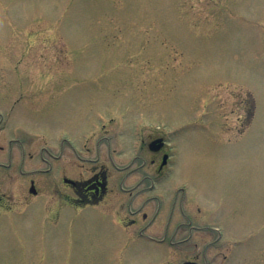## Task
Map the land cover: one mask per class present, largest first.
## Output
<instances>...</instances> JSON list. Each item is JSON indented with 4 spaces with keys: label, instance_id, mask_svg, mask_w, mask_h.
Wrapping results in <instances>:
<instances>
[{
    "label": "rangeland",
    "instance_id": "1",
    "mask_svg": "<svg viewBox=\"0 0 264 264\" xmlns=\"http://www.w3.org/2000/svg\"><path fill=\"white\" fill-rule=\"evenodd\" d=\"M0 99L47 103L43 139L57 132L78 153L100 135L115 159L166 151L184 206L222 227L209 264H264V0H0ZM56 180L36 196L5 183L0 264H176L201 259L210 240L192 231L175 245L188 230L159 224L157 243L138 226L113 229L107 212L60 202Z\"/></svg>",
    "mask_w": 264,
    "mask_h": 264
},
{
    "label": "flooded vegetation",
    "instance_id": "2",
    "mask_svg": "<svg viewBox=\"0 0 264 264\" xmlns=\"http://www.w3.org/2000/svg\"><path fill=\"white\" fill-rule=\"evenodd\" d=\"M14 85L24 87V83ZM19 102L14 105L9 100L0 99V104L4 107L0 109L1 205L9 206L7 204L9 193L3 187L5 183L16 180L18 182L16 185L22 193L36 196L42 192L45 180L52 182L55 176L57 179L55 194L60 202L65 197L66 201L77 209L88 208L89 212L96 215L99 212L105 215L107 212L111 228L112 225H123L128 228L138 226L139 237L143 236L147 241L156 243L163 242V239L155 236L156 232L153 230L158 224L161 229L167 231L187 229V237L178 239L175 245L185 241L192 231L208 234L210 240L201 250V259L191 257L192 253H189L176 264L186 261L209 264L205 250L208 246L218 248L224 241L222 227L206 221L198 222L193 217L194 213L184 206L186 188L184 185L176 186L171 182L173 164L166 151H162L160 157L148 159L142 157H134L129 161L115 159L108 152L109 137L100 135L95 140L94 147L85 144L79 154L74 144L71 141H62L56 136L57 132L54 133L52 141L46 142L43 139L44 132L39 126V112L47 103L41 102L40 106L33 104L31 107L29 102ZM158 138H161V141L154 143L158 145L157 149L153 150L156 153L166 144V140L160 136L152 140ZM46 143L53 145L54 150H46ZM101 145L106 146V152ZM64 149H68L69 152L64 153ZM45 151L53 159L49 167H45L47 162ZM60 187L69 188L71 193L62 195ZM126 196L130 198L128 211H125L121 202ZM195 209L199 213L202 212L200 207ZM206 214L204 211V219L210 215ZM213 216L215 218L220 215L214 213ZM145 230L151 234H144ZM173 241L172 239L170 246L174 245ZM234 242L236 246L243 244L242 239ZM238 251L237 249L234 253Z\"/></svg>",
    "mask_w": 264,
    "mask_h": 264
},
{
    "label": "water",
    "instance_id": "3",
    "mask_svg": "<svg viewBox=\"0 0 264 264\" xmlns=\"http://www.w3.org/2000/svg\"><path fill=\"white\" fill-rule=\"evenodd\" d=\"M155 141H160V139L155 140ZM150 147H152V146L150 145ZM152 148H153V147H152ZM183 264H194V263H192V262H187V263H183Z\"/></svg>",
    "mask_w": 264,
    "mask_h": 264
}]
</instances>
